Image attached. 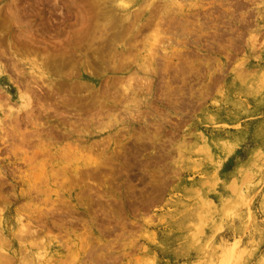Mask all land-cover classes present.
Wrapping results in <instances>:
<instances>
[{
    "label": "rangeland",
    "instance_id": "374dc122",
    "mask_svg": "<svg viewBox=\"0 0 264 264\" xmlns=\"http://www.w3.org/2000/svg\"><path fill=\"white\" fill-rule=\"evenodd\" d=\"M125 1L0 0V264H264V0Z\"/></svg>",
    "mask_w": 264,
    "mask_h": 264
},
{
    "label": "bare ground",
    "instance_id": "6f19581e",
    "mask_svg": "<svg viewBox=\"0 0 264 264\" xmlns=\"http://www.w3.org/2000/svg\"><path fill=\"white\" fill-rule=\"evenodd\" d=\"M119 1V3L120 4H122L123 6H128L127 4L129 3V2H127V1H125V0H118ZM129 1V0H128ZM127 2V3H126ZM129 4H131V3H129ZM124 8V7H123ZM125 9V8H124ZM129 14V13H128ZM187 29V28H186ZM180 36V35H179ZM149 54V53H148ZM151 57V56H150ZM151 59V58H150ZM154 60H155V58H154ZM148 61H145V63H147ZM149 63V62H148ZM156 64V63H155ZM152 68V67H151ZM153 69V68H152ZM43 70V69H42ZM148 72H149V70H148ZM40 73V72H39ZM153 73V72H152ZM149 76H150V74H149ZM148 86V85H147ZM26 98H29V97H27V95H26ZM29 102V101H28ZM13 107V106H12ZM10 110V109H9ZM50 133H51V131H50ZM53 133V132H52ZM35 134V133H34ZM30 135H32V134H30ZM52 135V134H51ZM55 135V134H54ZM54 138V137H53ZM22 143V142H21ZM22 146V145H21ZM19 149V148H18ZM99 161V160H98ZM89 162V161H88ZM104 163V162H103ZM100 164V163H99ZM98 164V165H99ZM105 165V164H104ZM100 166V165H99ZM101 166H103V165H101ZM52 214V213H51ZM21 229H23V227L21 228ZM20 229V230H21ZM21 231H23V230H21ZM232 248L234 247V245H232L231 246ZM231 249V248H230ZM229 254H230V252H229ZM234 254V253H233ZM232 256V255H231ZM235 256V255H234ZM232 259H233V257H231ZM92 262V261H91ZM152 263V262H151ZM228 264V263H227ZM231 264H233V263H231Z\"/></svg>",
    "mask_w": 264,
    "mask_h": 264
}]
</instances>
